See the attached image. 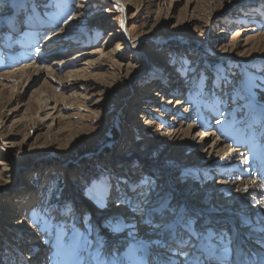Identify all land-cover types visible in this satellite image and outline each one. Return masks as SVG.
I'll return each instance as SVG.
<instances>
[{"label": "rangeland", "instance_id": "rangeland-1", "mask_svg": "<svg viewBox=\"0 0 264 264\" xmlns=\"http://www.w3.org/2000/svg\"><path fill=\"white\" fill-rule=\"evenodd\" d=\"M31 8L0 0V74L37 67L15 82L0 78V264L29 256L30 264H62L67 249L58 250V237L67 245L74 233L92 253L99 245L102 259L157 239L143 223L137 240L109 226L114 217L139 221L133 207L115 202L117 179L150 180L151 205L167 202L197 226L235 230L241 214L259 215L257 200L246 205L259 206L257 215L246 214L241 199L230 201L235 184L222 185L241 168L225 155L207 158L196 136L205 130L207 145L238 149L231 163L246 152L235 146L248 135L240 178L258 195L264 89L252 99L245 86L264 79V0H46ZM171 128L178 133L169 136ZM56 180L61 188L48 203ZM124 192L121 185V200ZM170 258L179 264L153 246L146 264Z\"/></svg>", "mask_w": 264, "mask_h": 264}, {"label": "snow or ice", "instance_id": "snow-or-ice-1", "mask_svg": "<svg viewBox=\"0 0 264 264\" xmlns=\"http://www.w3.org/2000/svg\"><path fill=\"white\" fill-rule=\"evenodd\" d=\"M26 2L32 4L30 10L33 13L38 7L46 6V0H26ZM118 3L119 0L117 5ZM81 6L87 7V5ZM119 10L124 11L122 7ZM185 71L195 70L188 68ZM256 89H264V79L249 77L245 86L246 96L254 99ZM3 163L0 161V164ZM151 183L150 180H144L138 185L130 186L126 180L117 179L116 184L111 185L116 192L115 202L133 207L139 214V221L132 222L127 218L114 217L115 222L110 223L109 226L114 232L127 229L128 235L133 240H137L138 223H143L152 229L157 239L137 240V245L130 248L127 257L113 254L107 259H102L99 245L95 253L89 251L92 245L87 237L77 238L74 233L71 242L67 245L60 243L58 237V250L63 252L67 249L62 264H124L125 259L133 261L134 264H146V257L153 246L166 249L179 259V264H264V214L257 215L255 219L241 214L235 230L212 227L209 224L197 226V219L183 211L170 208L167 202H162L159 206L151 205L147 191ZM121 185L125 189L123 200H121ZM142 186L146 187L137 192ZM104 187H109V184L105 183ZM129 189L133 193L131 198L128 196ZM141 197L143 199H140ZM262 202L264 201H254V203ZM33 224L38 230L41 228L39 218L34 219ZM30 260L31 257H27L26 264H30ZM168 264H177V260L170 258Z\"/></svg>", "mask_w": 264, "mask_h": 264}, {"label": "bare ground", "instance_id": "bare-ground-1", "mask_svg": "<svg viewBox=\"0 0 264 264\" xmlns=\"http://www.w3.org/2000/svg\"><path fill=\"white\" fill-rule=\"evenodd\" d=\"M123 26H121V22L119 23L121 27H124L125 30H126V35H127V41L129 42L130 46L133 47V49H135V43L133 41V39L131 38L132 36H130L129 32H128V28H127V22H128V19H125L123 18ZM15 37V36H14ZM34 37V36H33ZM38 37V35H37ZM36 37V38H37ZM55 37V36H54ZM49 40V39H48ZM136 50V49H135ZM54 65V64H53ZM56 65H57V62H56ZM31 67V68H30ZM30 67H24V68H20V69H16V71L14 72H8L7 75H1L0 78H5V77H9L8 79H13L15 81L17 80H21L23 78V76L25 75H29L31 70L32 71H35L37 69L36 65L34 66H30ZM7 80V79H6ZM2 83V82H0ZM4 83V82H3ZM7 83V82H6ZM49 99H53V97H49L48 96V100ZM168 104H172L171 100L167 102ZM47 107V106H46ZM156 111L155 109L153 110V112ZM174 121V119H172ZM171 120V121H172ZM224 120V119H223ZM221 122H224L222 121L221 119ZM148 124V123H146ZM178 129V128H177ZM175 128H171L169 131H168V135L169 136H172L173 134H177L179 130H177ZM193 127H189L188 130H192ZM198 133H200L201 135H197V140H199L198 144H200V148L203 150L202 153L204 155H207V158H210L212 156L215 157H222L225 155V159H227V162L228 164L231 166V165H234V166H241L245 164V160H246V156L247 154L251 151V146L249 144V141H248V137H245L243 140H241L239 142L238 145H236L235 147H243V149L246 148V152L245 153H240L241 155L238 156L239 159L237 160H232L231 163L230 160L233 158L232 155L233 154H236L239 150L234 148V147H226L223 146V144H221L220 142H211L210 144L207 145V141L208 139H205L207 138V136L209 135L205 130H200ZM211 137V136H210ZM214 141V140H213ZM206 142V143H205ZM222 142V141H221ZM228 149H230L231 151L226 153L228 151ZM238 154V153H237ZM236 157V156H235ZM222 161V160H221ZM220 165V164H219ZM221 166V165H220ZM247 166V165H246ZM245 168V167H244ZM238 169V168H236ZM242 169V168H241ZM230 171V170H229ZM231 172V171H230ZM238 174H240L241 172L240 171H237ZM228 182V183H227ZM256 182V181H255ZM231 183L235 184V187H234V192L233 194L231 195L230 197V201L232 202L234 199H241L242 202L245 203V205H241L239 206V208L241 209L242 207L244 208L243 211L246 213V214H256V212L254 211H257L258 209L256 207H259V206H256V207H251V206H246V205H249L250 201L251 200H257V201H262L260 198H261V195H260V192L259 190H255L256 193H258V195L256 197H253V193H251V187L252 185H250V182H243L241 181V178L236 176V177H232V176H228V178H225L224 180V183L222 184L223 186H226V185H230ZM253 183V182H252ZM257 183V182H256ZM232 184V185H233ZM255 185V184H254ZM219 186V185H217ZM260 185H258L259 187ZM245 189H247V191H245ZM252 204V203H251ZM258 205H264V202L262 203H258ZM115 206L111 207L112 209H109V211H105L104 212V215L106 214H110V212H113L115 209H114ZM264 214V213H262ZM257 215V214H256ZM254 217V216H253ZM152 264H159V263H156V262H152Z\"/></svg>", "mask_w": 264, "mask_h": 264}, {"label": "trees", "instance_id": "trees-1", "mask_svg": "<svg viewBox=\"0 0 264 264\" xmlns=\"http://www.w3.org/2000/svg\"><path fill=\"white\" fill-rule=\"evenodd\" d=\"M55 186L54 187H52V185H50L51 186V188L52 189H49L50 191L48 192V199L49 200H47V202L48 203H53L52 201L54 200L53 198L55 197V195L57 194V192H58V190L61 188V184H60V182H58L57 180L55 181ZM47 199V198H46Z\"/></svg>", "mask_w": 264, "mask_h": 264}]
</instances>
